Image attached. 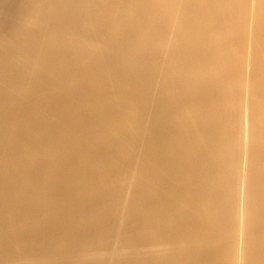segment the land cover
<instances>
[{
	"label": "bare ground",
	"instance_id": "obj_1",
	"mask_svg": "<svg viewBox=\"0 0 264 264\" xmlns=\"http://www.w3.org/2000/svg\"><path fill=\"white\" fill-rule=\"evenodd\" d=\"M120 232L193 244L71 261ZM2 254L264 264V0H0Z\"/></svg>",
	"mask_w": 264,
	"mask_h": 264
},
{
	"label": "rangeland",
	"instance_id": "obj_2",
	"mask_svg": "<svg viewBox=\"0 0 264 264\" xmlns=\"http://www.w3.org/2000/svg\"><path fill=\"white\" fill-rule=\"evenodd\" d=\"M240 167H241V163H240ZM137 177V176H135ZM117 182H121V181H117ZM125 187V186H124ZM130 191L134 192V187H130ZM219 190V188H218ZM185 194L188 198L195 196L196 193L194 192V189H191L190 192L185 190ZM238 195V197H237ZM221 198H224L226 201L230 200L232 198V222L234 223V225H236L238 227L239 222V218L241 220H243L244 218V210L242 209V207L238 206L236 207V201L243 204V199H244V191L240 190L239 193H235V192H231V190L226 191V189H223L221 195ZM182 208H187L189 205L187 203V200L185 199V202L182 201ZM153 215L152 214H143L141 215V218L144 221H150L151 219H153ZM116 222H118L116 220ZM119 223V222H118ZM120 224V223H119ZM198 224L200 226V229H203V223L201 221H199V218L197 219H190V224L186 225L188 227L190 226H194ZM123 225L128 226L130 225L129 223H124ZM171 227H175V226H171ZM170 227V228H171ZM25 226H19L17 227V229H24ZM179 228V227H177ZM233 231H234V227H232ZM205 232L210 234L213 233L212 229L206 230V228H204ZM225 231V227L224 224H220L218 226V230L217 232H222ZM200 233L203 232L202 230L199 231ZM129 234V233H127ZM225 238H227V240L232 243V240L229 239L227 236H224ZM179 238H174V235L172 236V238H166L160 241H156V242H160L155 244V240L151 241L150 240V236H148L145 240L140 237V236H134V237H127V236H122V232L119 233L118 236H116L114 238V241L112 244H109L107 247L104 246L103 244H95L94 246L86 249L83 252H80L76 255H74L73 257H71V261H73L74 263L78 262H105L108 260H112V261H131L133 259H148V260H152V262H157L159 260H162L161 258L164 257H171V256H176L179 254H182L184 250H187L190 247V243L193 244L192 242H190L188 239H186L183 242H180L178 240ZM155 246L157 248H164L167 246H170L171 250L169 251H157V254H150L149 252L146 251H142L139 254H126V251L128 250H132V249H145L146 247H152ZM235 246H239V244H236ZM148 251V250H147ZM138 252V251H136ZM235 254V253H234ZM10 259L12 258L9 257ZM18 258V257H16ZM41 259H34V262H29L28 260H18V259H13L11 261L8 262H2L1 264H51L52 260L45 258V257H40ZM5 256L4 254L0 255V261H4ZM68 259H66L67 261Z\"/></svg>",
	"mask_w": 264,
	"mask_h": 264
}]
</instances>
